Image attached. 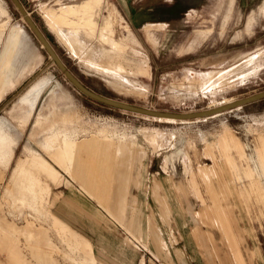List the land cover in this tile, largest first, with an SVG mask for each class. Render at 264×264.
Returning <instances> with one entry per match:
<instances>
[{
  "label": "rangeland",
  "instance_id": "obj_1",
  "mask_svg": "<svg viewBox=\"0 0 264 264\" xmlns=\"http://www.w3.org/2000/svg\"><path fill=\"white\" fill-rule=\"evenodd\" d=\"M21 2L72 74L107 97L191 111L264 90V0ZM13 44L0 93V264H173L198 248L195 231L228 233L200 240L202 264H264V98L191 120L106 105L77 90L0 0V73ZM45 80L28 114L20 97ZM94 139L119 160L117 149L130 151L109 210L63 167ZM162 204L169 215L151 220Z\"/></svg>",
  "mask_w": 264,
  "mask_h": 264
},
{
  "label": "crops",
  "instance_id": "obj_2",
  "mask_svg": "<svg viewBox=\"0 0 264 264\" xmlns=\"http://www.w3.org/2000/svg\"><path fill=\"white\" fill-rule=\"evenodd\" d=\"M13 50L14 44L12 45V47H10V49H6L2 56L3 71L0 73V93L2 92L1 88L3 86V83L6 80V74H4V72L7 69H11V65L7 66V64L10 60L9 57L11 56ZM129 141L132 142L131 139ZM110 144L111 143L109 142H101L95 139L82 142L78 145L76 154L73 157L74 159L71 166L72 168L70 169L67 161L65 163V166H63L65 171L72 177V179H74L75 181H77L78 184H80L81 189L88 193L90 196H92L95 200H97L98 203L100 202L101 204L106 206L107 210H109V207H112V205L117 202L116 198H120L121 190H124L125 188L126 176L124 174L123 167L125 166L124 164H126L127 162V156L130 152L127 150L128 147H120L119 149H117V152L119 151V153L122 154L121 159L119 160L117 159V156L113 157V153L109 150ZM48 147L49 146L47 145V148ZM43 159L44 163L47 162V164L49 165L48 167L51 169L52 175L54 176L55 173L57 176V169L45 158ZM153 189H156V186ZM72 206L73 204L70 201H63L59 204L60 210L64 213V216L67 215L66 217L71 214V210L73 208ZM137 208L138 207L135 206V204L133 203L131 206L132 218L130 221V223L132 224L138 221V217L140 218L139 212L138 210H136ZM151 215V220L155 222L162 220V218L164 217L166 218L169 215L167 205L162 204V206L160 207L152 208ZM210 227H215L216 229L223 231L221 228L211 225L208 226L209 230ZM70 229L76 231L71 227ZM222 234L223 232H221V237L219 239L220 241L218 242L217 240H215V235L211 231H195V234L189 233V242H193V245L198 248H194V251L191 253V251L188 250L186 246H184V254H182L178 259H176L177 262L172 261L171 258V263L202 264V260L200 259V257H202L204 253H206V248L203 247V245L200 243V240L207 239L210 244H221L222 240H225L228 233L226 232V235ZM179 238L182 239L181 237ZM86 245L88 247H91L90 242L88 240H86ZM216 247L217 249L215 250H218L219 253L223 252V248L221 246ZM212 250L214 249L212 248ZM188 252L191 254H189ZM252 252L254 251H250V253ZM238 253L241 254L240 251H238ZM247 259V263L244 261H239L238 264H255L253 257Z\"/></svg>",
  "mask_w": 264,
  "mask_h": 264
},
{
  "label": "water",
  "instance_id": "obj_3",
  "mask_svg": "<svg viewBox=\"0 0 264 264\" xmlns=\"http://www.w3.org/2000/svg\"><path fill=\"white\" fill-rule=\"evenodd\" d=\"M13 5L17 8L19 13L25 19L29 29L33 31L36 38L38 39L39 43L44 47L47 54L49 55L50 59H52L59 70L62 72L63 75H66L68 80L73 84V86L89 96L94 100H98L106 105L115 106L123 110H130L132 112H136L142 115H149L156 118H163V119H172V120H191V118H199V117H207V115L217 114L227 109H232L238 107L240 105L253 102L256 99L264 98V90H260L257 92H253V94L238 97V99H233L227 102H222L221 104H217L211 107H207L206 109H199V110H191V111H168V110H157L146 106H140L132 103H126L124 101L107 97L103 94L95 92L87 88L81 81L77 79L75 75L68 69L65 62L60 59L59 55L55 51L53 45L49 42L48 38H46L45 34L39 28L33 17L26 11L24 5L22 4L21 0H11Z\"/></svg>",
  "mask_w": 264,
  "mask_h": 264
},
{
  "label": "bare ground",
  "instance_id": "obj_4",
  "mask_svg": "<svg viewBox=\"0 0 264 264\" xmlns=\"http://www.w3.org/2000/svg\"><path fill=\"white\" fill-rule=\"evenodd\" d=\"M62 36L64 40H66L65 34L61 31ZM68 44V43H67ZM73 51V50H72ZM84 63L87 65H90V61L83 60ZM48 84V80H45L44 82H35L32 87H30V90H28L24 95L20 97V103L25 106L29 110L28 114H30L31 109L36 106V102L39 99L40 94ZM172 120V119H169ZM3 125V124H2ZM0 124V127L2 126ZM5 143V142H4Z\"/></svg>",
  "mask_w": 264,
  "mask_h": 264
}]
</instances>
